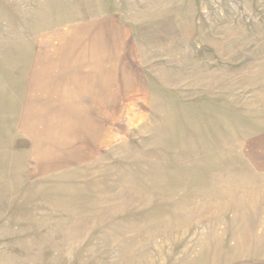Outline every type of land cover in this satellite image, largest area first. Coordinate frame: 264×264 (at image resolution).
Instances as JSON below:
<instances>
[{
    "label": "rangeland",
    "instance_id": "374dc122",
    "mask_svg": "<svg viewBox=\"0 0 264 264\" xmlns=\"http://www.w3.org/2000/svg\"><path fill=\"white\" fill-rule=\"evenodd\" d=\"M0 264H264V0H0Z\"/></svg>",
    "mask_w": 264,
    "mask_h": 264
}]
</instances>
